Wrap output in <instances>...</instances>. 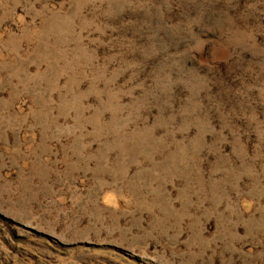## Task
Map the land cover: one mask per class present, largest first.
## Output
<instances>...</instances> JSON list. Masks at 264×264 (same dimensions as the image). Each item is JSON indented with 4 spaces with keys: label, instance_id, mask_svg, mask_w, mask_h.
<instances>
[{
    "label": "rangeland",
    "instance_id": "rangeland-1",
    "mask_svg": "<svg viewBox=\"0 0 264 264\" xmlns=\"http://www.w3.org/2000/svg\"><path fill=\"white\" fill-rule=\"evenodd\" d=\"M0 264H264V0H0Z\"/></svg>",
    "mask_w": 264,
    "mask_h": 264
}]
</instances>
